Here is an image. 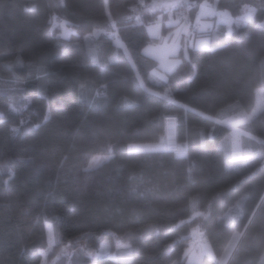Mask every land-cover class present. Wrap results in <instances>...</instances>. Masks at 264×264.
<instances>
[{
  "label": "trees",
  "instance_id": "16d2710c",
  "mask_svg": "<svg viewBox=\"0 0 264 264\" xmlns=\"http://www.w3.org/2000/svg\"><path fill=\"white\" fill-rule=\"evenodd\" d=\"M155 1L0 0V264H41L45 222L50 254L78 249L70 264L101 248L94 264H194L190 240L209 244L206 264H264V93L236 159L212 118L251 109L264 87V0H207L232 16L253 7L228 36L192 22L206 0ZM186 10L188 36L216 46H180L161 80L149 27ZM169 118L183 155L129 149ZM93 154L105 158L88 167Z\"/></svg>",
  "mask_w": 264,
  "mask_h": 264
},
{
  "label": "rangeland",
  "instance_id": "374dc122",
  "mask_svg": "<svg viewBox=\"0 0 264 264\" xmlns=\"http://www.w3.org/2000/svg\"><path fill=\"white\" fill-rule=\"evenodd\" d=\"M186 3V2H185ZM170 7V6H169ZM187 8L186 6L184 7ZM188 12L185 11V15L187 18L185 20H172L174 15L169 14L168 17L165 19V25H170L169 30L163 32L161 28V22L156 21L152 23L149 27L150 33L155 37L156 42L150 44L148 49L153 50V55L157 59L156 68L151 70L156 77L163 80L167 71L172 69L176 63L178 62V53L179 47L187 45L198 47V48H213L216 45L210 43L208 36H188L189 31V24L188 21ZM253 14V7L246 6L242 8V11L239 12L236 16H232L228 9H216L214 6V1H202L197 9L194 12L192 22L195 23L196 28H209L211 25L215 27H222L225 31L226 36L230 35V30L232 27L233 21H243L246 18L250 17ZM177 15V14H176ZM62 24V23H61ZM65 27L71 30L69 26ZM63 29L61 28V32ZM72 31V30H71ZM70 31V32H71ZM162 34V35H161ZM157 38L159 41L157 42ZM264 93V87H258L255 89V98L254 104L249 110L240 109L235 111L225 117L218 118L212 117L214 121L226 124L230 128V154L232 159H236L240 154V147H239V136L241 134H248L242 127L241 123L245 122L249 119L251 114L255 112L258 107L262 103ZM168 98V97H167ZM174 121L169 118L166 121V129L164 136L155 143H134L129 145L130 150H152V149H162L168 148L173 149L176 155H183L185 152L182 149L177 148L178 146L175 145L173 139V132H174ZM105 158L104 155L101 154H93L87 162V166L95 165L96 163L100 162ZM44 229L47 239V245L45 249L40 250L42 255L41 264H70L73 261L75 256V252L78 249L72 248L70 245H63L59 246L58 249H54L53 254L51 253V246L54 244V229L50 222L44 223ZM114 246L117 248L118 252H120L123 247L127 246V242L123 238H114ZM200 249L192 251L191 254L194 255H203L202 250L203 246L201 243H198ZM190 247V246H189ZM83 252V249H81ZM110 255V251H104L102 248L100 250L92 251L89 256L91 261L89 264H94V259L97 256L102 255ZM203 260V259H201ZM200 262V261H198ZM204 262V260H203Z\"/></svg>",
  "mask_w": 264,
  "mask_h": 264
},
{
  "label": "crops",
  "instance_id": "0c3cea01",
  "mask_svg": "<svg viewBox=\"0 0 264 264\" xmlns=\"http://www.w3.org/2000/svg\"><path fill=\"white\" fill-rule=\"evenodd\" d=\"M148 51H149L148 52L149 54L155 55L152 53V52H154L153 50L150 49ZM150 51H152V52H150ZM201 246H203V249H204V250H202L203 255L201 256V258L199 257V255H195V257H194V255L191 254L192 251H194V250L198 251L200 249L199 246H193V247L187 248V251H186L187 252V260L189 262H192L194 264H206L205 262H203V260H201V259H203V256H206L208 258L212 257L211 248H210L209 244L205 241L203 244H201ZM198 261H200V262H198Z\"/></svg>",
  "mask_w": 264,
  "mask_h": 264
},
{
  "label": "water",
  "instance_id": "95a60500",
  "mask_svg": "<svg viewBox=\"0 0 264 264\" xmlns=\"http://www.w3.org/2000/svg\"><path fill=\"white\" fill-rule=\"evenodd\" d=\"M177 0H156L155 6L157 8L169 7L176 3Z\"/></svg>",
  "mask_w": 264,
  "mask_h": 264
},
{
  "label": "built area",
  "instance_id": "2783aa9c",
  "mask_svg": "<svg viewBox=\"0 0 264 264\" xmlns=\"http://www.w3.org/2000/svg\"><path fill=\"white\" fill-rule=\"evenodd\" d=\"M186 18V15H185V12L184 11H180L176 16H173V18H170L172 20H178L179 19V23H180V20H185ZM169 120V119H168ZM190 244L192 245H196L198 244V242L194 241V240H190Z\"/></svg>",
  "mask_w": 264,
  "mask_h": 264
},
{
  "label": "snow or ice",
  "instance_id": "6c2138e0",
  "mask_svg": "<svg viewBox=\"0 0 264 264\" xmlns=\"http://www.w3.org/2000/svg\"><path fill=\"white\" fill-rule=\"evenodd\" d=\"M55 20V18H53ZM55 24H53V28H55ZM61 28L63 29V31L60 33V35L64 38L67 39L69 37L70 34V29H68L67 27L64 26V24H61Z\"/></svg>",
  "mask_w": 264,
  "mask_h": 264
}]
</instances>
